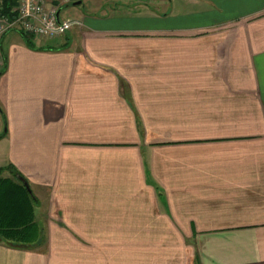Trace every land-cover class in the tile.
<instances>
[{
	"label": "crops",
	"instance_id": "crops-1",
	"mask_svg": "<svg viewBox=\"0 0 264 264\" xmlns=\"http://www.w3.org/2000/svg\"><path fill=\"white\" fill-rule=\"evenodd\" d=\"M178 2L198 8L104 0L64 42L1 39L0 138L50 220L38 246L0 241V264H179L59 259L57 237L117 252L107 237L172 220L186 264H264V0Z\"/></svg>",
	"mask_w": 264,
	"mask_h": 264
},
{
	"label": "rangeland",
	"instance_id": "rangeland-1",
	"mask_svg": "<svg viewBox=\"0 0 264 264\" xmlns=\"http://www.w3.org/2000/svg\"><path fill=\"white\" fill-rule=\"evenodd\" d=\"M79 2L80 4L74 6L73 4ZM104 0H72L71 4L62 10V19H77L82 20L85 16L99 17L102 16V10H109V7L104 5ZM171 13L190 12L197 9V5H185L179 4L178 0H172ZM8 35V34H7ZM65 36L61 37L62 41H65ZM35 41V40H33ZM59 38L55 42H58ZM8 42L15 44H22L21 36L12 32L5 42L7 47ZM43 42V41H41ZM45 43V42H44ZM42 45V44H41ZM6 131L5 121L3 115L0 113V137ZM5 142L0 138V179L8 177L6 168L8 167L6 156ZM134 201V200H128ZM140 201V200H139ZM34 220L36 224L42 229V234H46L48 229L49 215L46 213V200L38 201L34 205ZM161 207V206H160ZM162 208V207H161ZM163 209V208H162ZM162 222H159L161 224ZM173 220L171 221L170 236H139V237H121L110 238L107 237L106 241L108 246L113 245L117 240V245L120 246L117 252L107 251V253L98 252L99 243L104 238L99 237H78V236H61L57 239L62 241L68 246V252L59 254V259H74V260H99L106 255L107 259H130L132 255L138 254L140 259H168L171 262H179V264H186L192 259V250L194 249V238L185 237L181 235H175ZM162 227V226H160ZM166 227V225L164 226ZM146 228V227H144ZM46 229V230H45ZM48 244V242H47ZM148 249H145V248ZM162 247V248H161Z\"/></svg>",
	"mask_w": 264,
	"mask_h": 264
},
{
	"label": "trees",
	"instance_id": "trees-1",
	"mask_svg": "<svg viewBox=\"0 0 264 264\" xmlns=\"http://www.w3.org/2000/svg\"><path fill=\"white\" fill-rule=\"evenodd\" d=\"M7 3L13 4L11 0ZM24 44L35 48L34 39L20 35ZM50 49V48H47ZM8 177L0 179V241L13 247L31 248L45 242L42 229L34 220V204L38 202L27 180L12 166Z\"/></svg>",
	"mask_w": 264,
	"mask_h": 264
},
{
	"label": "built area",
	"instance_id": "built-area-1",
	"mask_svg": "<svg viewBox=\"0 0 264 264\" xmlns=\"http://www.w3.org/2000/svg\"><path fill=\"white\" fill-rule=\"evenodd\" d=\"M0 0V41L7 34L32 37L34 40L57 39L81 23L74 19H62L61 12L72 0ZM5 60L0 48V73Z\"/></svg>",
	"mask_w": 264,
	"mask_h": 264
},
{
	"label": "water",
	"instance_id": "water-1",
	"mask_svg": "<svg viewBox=\"0 0 264 264\" xmlns=\"http://www.w3.org/2000/svg\"><path fill=\"white\" fill-rule=\"evenodd\" d=\"M79 4H80L79 2H76V3H74L73 5H74V6H77V5H79Z\"/></svg>",
	"mask_w": 264,
	"mask_h": 264
}]
</instances>
